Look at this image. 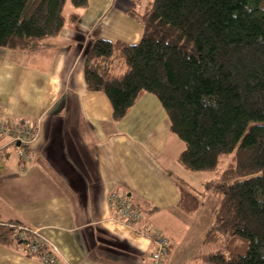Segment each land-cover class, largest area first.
Listing matches in <instances>:
<instances>
[{
	"label": "crops",
	"instance_id": "1",
	"mask_svg": "<svg viewBox=\"0 0 264 264\" xmlns=\"http://www.w3.org/2000/svg\"><path fill=\"white\" fill-rule=\"evenodd\" d=\"M128 8L119 0H89L87 8L67 14L61 34L45 46L0 47V121L30 120L37 132L29 145L0 134V221L38 230L57 248L58 264H152L149 234L155 231L172 241L165 264H200L205 235L188 249V235L167 226L200 205L193 213L180 205L177 180L197 191L195 174L179 163L185 143L171 131L161 101L144 93L115 122L107 95L86 87L94 38L141 40L144 26ZM113 192L141 209L135 227L146 235L121 221ZM0 264L41 263L14 244L0 245Z\"/></svg>",
	"mask_w": 264,
	"mask_h": 264
},
{
	"label": "trees",
	"instance_id": "2",
	"mask_svg": "<svg viewBox=\"0 0 264 264\" xmlns=\"http://www.w3.org/2000/svg\"><path fill=\"white\" fill-rule=\"evenodd\" d=\"M68 1L0 0V47L45 46L65 28ZM127 13L143 24L141 40L94 38L86 52L87 90L107 95L115 122L144 93L154 94L185 143L179 163L219 174L200 264H264V0H151L143 12ZM226 155L232 158L221 169ZM177 184L181 207L195 212L199 191ZM26 226L0 221V245L24 247ZM48 248L49 241L42 250ZM27 253L43 264L41 252Z\"/></svg>",
	"mask_w": 264,
	"mask_h": 264
},
{
	"label": "built area",
	"instance_id": "3",
	"mask_svg": "<svg viewBox=\"0 0 264 264\" xmlns=\"http://www.w3.org/2000/svg\"><path fill=\"white\" fill-rule=\"evenodd\" d=\"M0 134L7 135L11 138V142H20V144L29 145L36 137V129L33 126L32 121L24 120L21 122H14L11 119L0 121ZM20 155L23 156L24 152L20 151ZM110 202L116 208L119 218L123 223L133 228L139 224L143 219V212L140 208L133 205L128 199L117 192H113L110 195ZM24 232L22 237L24 239L23 248L27 252H41V262L43 264H58L54 253H58L57 248L50 243V248L46 251L42 250L47 239L44 238L38 230H34L36 239H31L28 236L27 231L29 227L23 228ZM138 233L146 235L144 230L136 228ZM149 238L152 241L151 259L152 264H165L166 260L171 252L172 241L161 232H152L149 234Z\"/></svg>",
	"mask_w": 264,
	"mask_h": 264
},
{
	"label": "rangeland",
	"instance_id": "4",
	"mask_svg": "<svg viewBox=\"0 0 264 264\" xmlns=\"http://www.w3.org/2000/svg\"><path fill=\"white\" fill-rule=\"evenodd\" d=\"M140 3H137L136 0H119V2L126 4L128 7L139 11L145 9L148 3L151 0H139ZM74 9L71 1L69 0L67 6L65 8L66 14H70L71 11ZM26 61H30V59L26 58ZM232 155H226L223 158L221 169H224L229 161L231 160ZM195 174L193 176L192 185L199 191L200 196L202 197L200 203V209L192 216L182 218L181 222L178 218H174L172 223H168L167 226L171 227V229L175 228L176 233L180 231V233H185L188 235V238L185 239L186 248H190L194 245V243L201 244L202 239L206 231H208L211 223H213L215 219V215L213 212V207L217 203V197L214 194V185L219 178V174L215 172H192ZM207 180L210 181L207 185L203 182ZM188 216V215H184ZM184 219V221H183ZM176 221L178 222L177 228L174 227L176 225ZM206 251L208 250L207 247ZM211 250V249H210Z\"/></svg>",
	"mask_w": 264,
	"mask_h": 264
},
{
	"label": "water",
	"instance_id": "5",
	"mask_svg": "<svg viewBox=\"0 0 264 264\" xmlns=\"http://www.w3.org/2000/svg\"><path fill=\"white\" fill-rule=\"evenodd\" d=\"M17 144L20 145V142H18Z\"/></svg>",
	"mask_w": 264,
	"mask_h": 264
}]
</instances>
